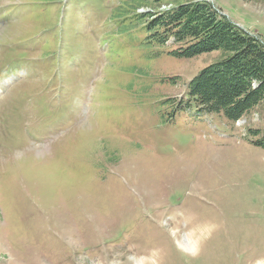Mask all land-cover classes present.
Listing matches in <instances>:
<instances>
[{
  "label": "rangeland",
  "instance_id": "1",
  "mask_svg": "<svg viewBox=\"0 0 264 264\" xmlns=\"http://www.w3.org/2000/svg\"><path fill=\"white\" fill-rule=\"evenodd\" d=\"M125 1L0 0V264H264V102L187 107L221 54L147 46ZM209 2L264 39V0Z\"/></svg>",
  "mask_w": 264,
  "mask_h": 264
},
{
  "label": "trees",
  "instance_id": "2",
  "mask_svg": "<svg viewBox=\"0 0 264 264\" xmlns=\"http://www.w3.org/2000/svg\"><path fill=\"white\" fill-rule=\"evenodd\" d=\"M118 1V0H117ZM150 0L125 1L114 11L122 24L145 21L144 43L152 48L178 46L166 54L193 59L218 52L221 58L203 68L187 85V107L236 122L264 102V39L234 24L207 0H190L162 13L137 14ZM130 7L134 12L125 11ZM130 16V17H129ZM133 16V17H132ZM161 52L158 51L157 54ZM264 149V132L249 130Z\"/></svg>",
  "mask_w": 264,
  "mask_h": 264
}]
</instances>
